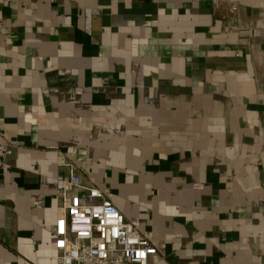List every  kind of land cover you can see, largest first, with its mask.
<instances>
[{"label": "crops", "instance_id": "1", "mask_svg": "<svg viewBox=\"0 0 264 264\" xmlns=\"http://www.w3.org/2000/svg\"><path fill=\"white\" fill-rule=\"evenodd\" d=\"M0 140V264H56L61 153L156 264H264V0H0Z\"/></svg>", "mask_w": 264, "mask_h": 264}, {"label": "built area", "instance_id": "2", "mask_svg": "<svg viewBox=\"0 0 264 264\" xmlns=\"http://www.w3.org/2000/svg\"><path fill=\"white\" fill-rule=\"evenodd\" d=\"M221 0H212L218 7ZM236 4L229 11H237ZM10 154L0 140V170ZM57 166L66 172L56 180L59 201L55 221L56 264H156L157 250L127 222L105 193L92 183H82L65 154Z\"/></svg>", "mask_w": 264, "mask_h": 264}]
</instances>
